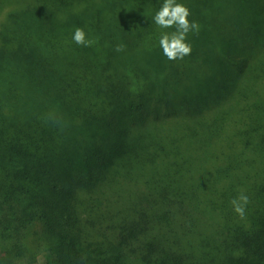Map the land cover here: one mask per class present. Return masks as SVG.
Wrapping results in <instances>:
<instances>
[{"label": "trees", "instance_id": "obj_1", "mask_svg": "<svg viewBox=\"0 0 264 264\" xmlns=\"http://www.w3.org/2000/svg\"><path fill=\"white\" fill-rule=\"evenodd\" d=\"M177 2L0 0V264H264V0Z\"/></svg>", "mask_w": 264, "mask_h": 264}, {"label": "clouds", "instance_id": "obj_2", "mask_svg": "<svg viewBox=\"0 0 264 264\" xmlns=\"http://www.w3.org/2000/svg\"><path fill=\"white\" fill-rule=\"evenodd\" d=\"M190 9L183 3H178L177 0H164L161 8L154 16V22L162 29L175 28L172 32L161 33L159 45L162 48L163 54L169 60H182L185 56L190 55L192 45L188 42V34L192 31H199V24L195 21H190ZM73 40L80 45L90 46L94 41L86 39V33L83 28L77 27ZM124 45H117L116 51H123ZM249 198L241 193L238 198H234L231 203L234 210L243 217L245 214V205Z\"/></svg>", "mask_w": 264, "mask_h": 264}, {"label": "rangeland", "instance_id": "obj_3", "mask_svg": "<svg viewBox=\"0 0 264 264\" xmlns=\"http://www.w3.org/2000/svg\"><path fill=\"white\" fill-rule=\"evenodd\" d=\"M5 12H6V9L5 10H2L1 12H0V20L5 16ZM250 61H251V59H250ZM258 84H264V81L262 82V81H256ZM247 101H249L248 100V98H239V106H238V108H242V107H244L245 106V104H246V102ZM235 103V102H234ZM242 114V113H241ZM241 114H236V115H234L233 113H232V116L229 118V120L230 119H232V121L234 120V119H237L238 117H239V115H241ZM228 120V121H229ZM227 121V122H228ZM230 122H231V120H230ZM233 147V146H232ZM38 231H40L41 229H40V226H38ZM45 263V256H44V254H39L38 256H37V259H36V261L35 262H32V263H28V262H26V261H19V262H17V264H44Z\"/></svg>", "mask_w": 264, "mask_h": 264}]
</instances>
